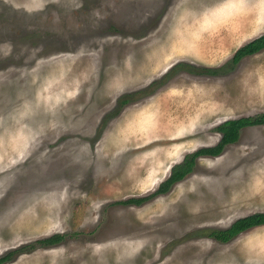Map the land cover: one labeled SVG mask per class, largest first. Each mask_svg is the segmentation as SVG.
<instances>
[{
	"label": "rangeland",
	"instance_id": "374dc122",
	"mask_svg": "<svg viewBox=\"0 0 264 264\" xmlns=\"http://www.w3.org/2000/svg\"><path fill=\"white\" fill-rule=\"evenodd\" d=\"M262 33L264 0H0V264H264V225L211 233L264 211V123L158 190L264 113Z\"/></svg>",
	"mask_w": 264,
	"mask_h": 264
},
{
	"label": "trees",
	"instance_id": "16d2710c",
	"mask_svg": "<svg viewBox=\"0 0 264 264\" xmlns=\"http://www.w3.org/2000/svg\"><path fill=\"white\" fill-rule=\"evenodd\" d=\"M263 49H264V33L252 38L251 40L239 46L234 52L231 61L236 63L242 57L257 53ZM208 71L212 72L216 70L214 68H209ZM259 123H264V113L255 117H241V118L227 119L226 121H224V123L218 126V129L222 133V137L218 142V144L211 147L198 148L194 153L186 155L181 162L175 164L172 167L171 175L167 178V180H165L160 184L158 190L159 191H161L162 189L166 190L167 188H169L170 184L182 180L185 177V175H187L192 170L195 157L200 155L218 154L226 143L233 142L238 139L239 130L242 127L253 124H259ZM129 200L133 201L134 203H138V202H142L143 198H130ZM257 225H264V211L254 212L239 217L229 227L225 229L214 230L211 233L215 238L225 241L232 238L239 232ZM61 238L62 236L60 234H55L45 238L44 240H42V242L51 245L57 243ZM6 259H8V256L6 255L0 257V263L4 262Z\"/></svg>",
	"mask_w": 264,
	"mask_h": 264
},
{
	"label": "flooded vegetation",
	"instance_id": "af4514ba",
	"mask_svg": "<svg viewBox=\"0 0 264 264\" xmlns=\"http://www.w3.org/2000/svg\"><path fill=\"white\" fill-rule=\"evenodd\" d=\"M171 174V173H170ZM170 174H169V176H170Z\"/></svg>",
	"mask_w": 264,
	"mask_h": 264
}]
</instances>
